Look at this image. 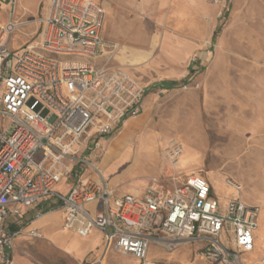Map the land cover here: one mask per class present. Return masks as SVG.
<instances>
[{
	"label": "built area",
	"instance_id": "2783aa9c",
	"mask_svg": "<svg viewBox=\"0 0 264 264\" xmlns=\"http://www.w3.org/2000/svg\"><path fill=\"white\" fill-rule=\"evenodd\" d=\"M0 1L8 2L12 15L16 0ZM48 1L37 19L36 45L12 50L8 40L19 22L0 24V264H18L17 236L41 237L24 231L31 209L34 218L58 209L64 228L81 237L98 230L107 249L139 264H155L147 258L150 243L173 250L192 242L202 245V257L212 264H247L244 255L255 249L259 209L243 202L238 182L225 181L232 193L223 201L197 173L173 185L169 179L175 178L150 177L142 189L118 195L105 181L80 182L79 172H72L88 167L100 175L86 154L99 150L100 137L114 136L141 114L150 88L109 65L119 46L102 37L106 14L99 1ZM100 56L105 61L96 65ZM198 61L191 56L188 70ZM178 86L187 88L184 82ZM71 176L66 193L55 189ZM251 264H264V256Z\"/></svg>",
	"mask_w": 264,
	"mask_h": 264
},
{
	"label": "rangeland",
	"instance_id": "374dc122",
	"mask_svg": "<svg viewBox=\"0 0 264 264\" xmlns=\"http://www.w3.org/2000/svg\"><path fill=\"white\" fill-rule=\"evenodd\" d=\"M97 1L106 14L102 35L119 46L109 65L123 66L148 85L153 99L143 121L137 116L114 136L100 137L99 150L87 159L101 161L111 185L129 194L142 189L150 177L175 178L169 179L173 185L181 176L197 173L210 180L223 201L232 193L225 181L238 182L243 202L259 209L255 249L244 261L251 264L263 257L264 0ZM16 2L9 15L8 2L0 1V24L19 22L8 40L15 51L36 45L41 26L37 19L49 1ZM193 55L199 61L188 72ZM104 61L100 56L95 64ZM163 79L184 82L187 88L154 89ZM132 121L138 122L134 131ZM42 231L54 232V241L65 240L81 249L89 244L61 229L57 211L47 215ZM49 240L16 239L20 264H86ZM201 246L180 243L168 250L150 243L147 258L155 264H212L202 257ZM106 255L107 264L140 263L112 250Z\"/></svg>",
	"mask_w": 264,
	"mask_h": 264
},
{
	"label": "crops",
	"instance_id": "0c3cea01",
	"mask_svg": "<svg viewBox=\"0 0 264 264\" xmlns=\"http://www.w3.org/2000/svg\"><path fill=\"white\" fill-rule=\"evenodd\" d=\"M104 24H105V21H104ZM102 37L104 39V35H102ZM123 47L124 48L126 47V49L128 48L127 45L126 46H123ZM167 81H172V80H168V79L160 80V81L157 82V85H154V87H155L154 89H157L158 88L159 90H164V91L169 90V89H165V88H161L160 87V84L161 83H166ZM148 91L144 94L143 99H142V102H141L142 103V112L139 115V119L141 121H143V118L148 114L149 109H150V104H151L150 102L153 99L152 95ZM131 123H132L133 131H134L135 130V127H136V125H137L138 122L132 121ZM92 152H94V151L88 152L86 154V156H88ZM96 156L97 155H94L95 159H96ZM93 164L98 167V170L100 172V175H98L95 171H93L92 169H90L88 167H85V168H83V167H77V166L76 167H72V172L73 173L79 172V174H80V177H79L80 182H85L86 179H92V180H95L98 183H100L101 181H105L108 186L113 187L111 185L109 179H107V177L104 175V172L102 170L101 161L100 162L97 161V163L93 162ZM71 178H72L71 179L72 181H70V182L68 180L70 178H63V179H61L60 182L56 185L55 189L58 190V191H60L61 193H66L70 189V187L72 186V184H73V181H74L73 180V176H71ZM136 189L139 190L140 188H136ZM116 194H118V195H124V194H128V193H126V192H120V191H118L116 189ZM93 206H94L93 204L90 205V208L93 207ZM54 211H57L60 214V226H61V229L62 230L67 231L69 233H72V234H74L75 236H77V237H79L81 239H84V240H88L89 241V244L87 245L86 248L81 249L77 245L71 244L70 242L65 241V240L56 241V239H55V241H56L55 242L54 241V238L56 237V235H55L54 232H51V231H42L43 224L45 222V219H46L47 215L49 213H51V212H54ZM35 212H36L35 209H31L29 211H26V213H25V219H24V227H25L24 231L25 232L26 231H30V230L38 231L39 234L41 235V237L40 238H35V237L29 236L28 234H23V235L21 234V235L17 236L14 239V241L16 239H18V238H25L26 236L27 237H31V238H35V239H42V237H45L48 240L50 239L49 241H51L53 244L58 245L64 252H66L70 256H73L76 260L80 261V263L85 262L87 264V263H90V262H94V261L100 260V264H107V261H106V256L107 255L106 254L109 251H111V250L114 251V250L112 248H109V249L106 248L105 240H104V236H103V233L102 232H100L98 230H93L86 237H81L77 233H75L74 231L68 230V229H66V228H64L62 226V223H61V213H60V211L58 209L53 210L51 212H48V213L42 215L39 218H34L33 217L34 214H35ZM46 235H48V236H46ZM52 237H54V238L52 239ZM14 248H15V243H14ZM14 257H15L16 261L18 262V264H20L22 258L19 255H17L15 252H14ZM19 260H20V262H19ZM22 263L23 264H28V262H25V261H23Z\"/></svg>",
	"mask_w": 264,
	"mask_h": 264
},
{
	"label": "trees",
	"instance_id": "16d2710c",
	"mask_svg": "<svg viewBox=\"0 0 264 264\" xmlns=\"http://www.w3.org/2000/svg\"><path fill=\"white\" fill-rule=\"evenodd\" d=\"M215 34L216 32L212 36V41L214 40ZM188 71L191 72L192 70L189 69ZM178 84L179 83L177 81L172 80V81H167L166 83H161L160 87L165 89H172V87H176L178 86Z\"/></svg>",
	"mask_w": 264,
	"mask_h": 264
},
{
	"label": "bare ground",
	"instance_id": "6f19581e",
	"mask_svg": "<svg viewBox=\"0 0 264 264\" xmlns=\"http://www.w3.org/2000/svg\"><path fill=\"white\" fill-rule=\"evenodd\" d=\"M114 54V53H113ZM123 67V66H122ZM126 125V124H125ZM128 135V134H127ZM128 140V139H127ZM180 152H179V150L178 151H176V155H178ZM53 238V237H52Z\"/></svg>",
	"mask_w": 264,
	"mask_h": 264
}]
</instances>
